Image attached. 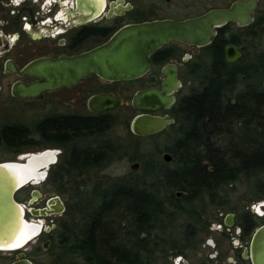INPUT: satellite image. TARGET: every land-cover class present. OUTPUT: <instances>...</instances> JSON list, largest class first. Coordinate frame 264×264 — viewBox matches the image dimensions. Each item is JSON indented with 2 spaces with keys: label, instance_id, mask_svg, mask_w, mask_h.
<instances>
[{
  "label": "flooded vegetation",
  "instance_id": "obj_1",
  "mask_svg": "<svg viewBox=\"0 0 264 264\" xmlns=\"http://www.w3.org/2000/svg\"><path fill=\"white\" fill-rule=\"evenodd\" d=\"M235 1L19 0L16 3L0 0V152L8 155L1 158L0 163L24 162L30 154L53 152L55 155V161L41 170L45 174L38 183L26 184L15 191L14 201L22 208V224H33L36 230L22 243L17 241L23 229L10 227L6 234L0 230L3 243L0 264H110L111 243L115 245L117 239L120 246L125 245L123 225L118 228L117 237L109 228L99 231V227L78 226L81 214L77 203L72 204L73 210L67 211L60 193V182H66L61 179V171L70 170L67 182H122L124 178L112 180L101 173L125 160L141 166L139 161L131 159L141 148L124 142L125 135L145 140L161 135L169 127L152 136L138 137L131 133L129 123L126 131L120 134L117 129L122 125L114 112L126 104L115 93L118 89L113 91L109 86L125 81L108 82L95 75L71 87L43 93L37 99L17 97L14 91L18 85L28 86L40 81L20 75L26 67L43 58H69L89 52L127 25L196 18L210 10L226 9ZM263 5L264 0H257L251 24L239 27L233 22L227 23L216 29L215 37L205 47L171 42L153 53L148 72L137 79L144 80L143 87L137 91L161 89L163 70L167 68L176 70L181 87L174 94L175 103L168 111L151 115L167 117L175 123L172 110L180 99L177 96L185 83L184 76L188 79L204 71L212 58L209 48L218 37L225 42L221 51L225 63L234 65L245 60L250 74L263 75L259 84L253 83L258 91H250L251 95H262V98H251L252 109L245 119L250 148L264 147ZM233 40L239 43L234 44ZM230 45L243 53L234 63L225 59V50ZM96 96H111L116 99L117 106L103 111L91 109L89 101ZM29 109L33 115L27 117ZM139 114L136 112L135 116ZM76 123H83L92 130L60 136L62 129ZM231 138L237 142L238 134ZM217 142L219 148L222 147L220 132ZM129 153L132 156L127 159ZM94 174L97 177L93 180L90 177ZM240 183L246 186L244 194L238 193ZM227 184L217 187L214 200L207 201L203 210L191 212L194 218L176 215V219L170 221V229L165 230V236L153 233L152 244L168 249L170 261L178 258L175 264H253L254 236L264 227V176ZM177 193L174 197L181 198ZM59 203L64 207L62 212L58 211ZM141 238L144 234L137 239ZM83 248L88 250L86 257L79 253ZM173 249L175 251L171 252ZM158 255L161 254L152 259V264L158 260Z\"/></svg>",
  "mask_w": 264,
  "mask_h": 264
},
{
  "label": "trees",
  "instance_id": "obj_2",
  "mask_svg": "<svg viewBox=\"0 0 264 264\" xmlns=\"http://www.w3.org/2000/svg\"><path fill=\"white\" fill-rule=\"evenodd\" d=\"M223 45V39H214L209 48L212 58L204 71L188 77L195 89L181 96L172 110L175 123L164 132L170 130L174 135L164 146L172 157L169 164L157 159L159 149L152 155L140 151L131 157L141 163L137 172L125 176L122 182H95L91 188L87 182H67L70 170L61 171V179L66 182H60V193L66 198L67 211L77 203L81 214L78 226L99 227V231L109 228L117 237L123 225L126 242L123 246L117 239L115 245L111 243L110 264H152L156 253L166 258L167 250L152 244L153 233L165 236L176 215L194 218L191 212L203 210L207 201H213L219 185L226 187L229 182L264 176V147L250 148L245 119L252 109L251 98H262L250 91H258L253 83L259 84L263 75L250 74L245 60L234 65L225 63L221 56ZM90 130L83 123H76L62 129L60 136ZM237 134L234 142L231 137ZM132 145L140 148L137 143ZM177 192L181 198L174 197ZM140 234L144 238L139 240ZM79 253L89 255L86 248Z\"/></svg>",
  "mask_w": 264,
  "mask_h": 264
},
{
  "label": "water",
  "instance_id": "obj_3",
  "mask_svg": "<svg viewBox=\"0 0 264 264\" xmlns=\"http://www.w3.org/2000/svg\"><path fill=\"white\" fill-rule=\"evenodd\" d=\"M256 7L257 0H237L226 9L210 10L196 18L127 25L113 34L107 42L84 54L69 58H43L32 62L20 75L40 81L28 86L18 85L14 94L20 98L37 99L43 93L71 87L93 75L108 82L137 80L148 72L150 56L163 46L171 42H179L198 48L205 47L215 37L216 29L225 24L233 22L239 27L251 24ZM242 57L243 53L235 46L230 45L225 50V59L229 63H234ZM180 87L181 83L177 79L176 70L167 68L163 70L161 89L149 88L137 91L130 104L140 114L130 123L131 133L134 136L147 137L158 134L166 127L173 125L172 119L151 114L168 111L174 105V94ZM116 106L117 101L111 96H96L89 101V107L95 110L103 111ZM37 155L39 154L27 155L24 162H2L0 169L9 164L25 165L31 157ZM163 161L170 163L172 157L166 153L163 155ZM43 168L46 169L42 167L37 170L38 175L44 172L41 171ZM139 168L138 162L129 165L131 172ZM39 179L34 182L31 179L21 184L10 182L7 189L0 191V220L4 215V207L8 210L10 208L12 214L10 220H16L17 224L21 222L18 210L20 206L14 201V193L26 184L38 183ZM180 194V192L177 193V195ZM58 206V211L62 212L63 205L59 203ZM252 261L253 264H264V227L254 236Z\"/></svg>",
  "mask_w": 264,
  "mask_h": 264
},
{
  "label": "rangeland",
  "instance_id": "obj_4",
  "mask_svg": "<svg viewBox=\"0 0 264 264\" xmlns=\"http://www.w3.org/2000/svg\"><path fill=\"white\" fill-rule=\"evenodd\" d=\"M212 1H215V0H212ZM261 9H263L264 11V5L262 6ZM185 79H187V77L185 78L184 76V80ZM187 80H185V83L182 89L180 90V92L178 93L177 97L180 98L183 95H188L191 91L195 89L196 85L193 83V81L191 79H187ZM143 82L144 80H137L134 82H125V83L117 84L116 86L115 85L109 86V89H112L113 91H116L118 89L117 91H119L120 93L118 94L117 91L115 93L118 95V97H120V99H122V101L125 102L124 104H126L125 106L122 105V107L118 111L114 112L115 115L119 116L120 124L122 125V126H119V128L117 129V131L120 132V134L122 133V131H126L127 125L131 123L132 119L136 115V112L130 107L131 106L130 101L132 99L134 92L143 87ZM2 97L7 98L5 97V95H2ZM26 115L27 117L29 115L32 116L33 115L32 109H29V113H26ZM124 124L126 125V127L123 126ZM173 137L174 135L170 130L167 133L157 136V138H155L152 141L151 140H138L126 134L124 137V142L137 143L140 146V148L143 149L140 151L145 154L152 155L156 153L157 149H159L161 150V152L159 156L157 157V159H159L160 162H164L163 155L166 154V151L164 150L165 148L164 146L168 144V142H170L173 139ZM156 144L158 145V147L156 146ZM131 156L132 154L129 153V155H127L126 158L128 159ZM156 156L157 155L155 154V156H152V158H155ZM7 157L8 155L6 153L0 152V159L7 158ZM157 159H153V160H157ZM131 163L132 162H128L127 160L122 161L120 165H117L116 167H113L107 171H104L103 173H101V175L108 177L109 179H112V180L124 178L125 176H128L129 174L134 173L129 170V165ZM172 167L173 165L170 166V168ZM96 177L97 175L94 174L93 176L91 175L90 178L94 180L96 179ZM94 183L95 182H87L88 187L93 186ZM237 189H238V193L244 194L246 186L240 183L237 185ZM61 196L66 202V198L63 195ZM157 254H155L154 256H156ZM166 255H167L166 258H163L162 255H158L159 258L154 264H175V262H177L178 258L174 259L173 262L170 261L169 258L171 256V253L169 252L168 249H167Z\"/></svg>",
  "mask_w": 264,
  "mask_h": 264
},
{
  "label": "bare ground",
  "instance_id": "obj_5",
  "mask_svg": "<svg viewBox=\"0 0 264 264\" xmlns=\"http://www.w3.org/2000/svg\"><path fill=\"white\" fill-rule=\"evenodd\" d=\"M53 161H55L54 153L46 152L31 157L27 161V164L25 165H20V164L4 165L0 169V189H1L0 191L7 189V186L9 185L10 182H14L15 184H21L22 182H26L31 179H33V181H37L38 178H43L42 176H44L45 173L38 175L37 170L42 167H47L48 164ZM3 209H4L3 211L4 215L0 220V230H2V232L6 234L8 229H10V227L11 229L18 228V230L20 231L21 229H23L21 238L20 239L18 238L17 243H22L23 241L30 239L29 237L36 230V226H34L33 224H26L25 222H23V224L21 222L20 223L18 222L17 224L16 220H10L12 215L10 208L8 210L3 207ZM18 210L21 219L22 208L20 207L18 208ZM2 244L3 243L0 241V247L2 246Z\"/></svg>",
  "mask_w": 264,
  "mask_h": 264
},
{
  "label": "snow or ice",
  "instance_id": "obj_6",
  "mask_svg": "<svg viewBox=\"0 0 264 264\" xmlns=\"http://www.w3.org/2000/svg\"><path fill=\"white\" fill-rule=\"evenodd\" d=\"M14 2L18 3V2H19V0H14Z\"/></svg>",
  "mask_w": 264,
  "mask_h": 264
}]
</instances>
